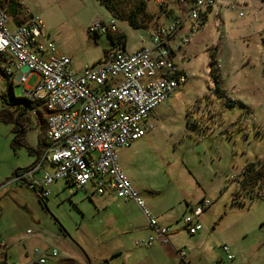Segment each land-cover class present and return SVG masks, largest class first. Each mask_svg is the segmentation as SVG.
I'll use <instances>...</instances> for the list:
<instances>
[{
  "label": "rangeland",
  "instance_id": "obj_1",
  "mask_svg": "<svg viewBox=\"0 0 264 264\" xmlns=\"http://www.w3.org/2000/svg\"><path fill=\"white\" fill-rule=\"evenodd\" d=\"M138 1L120 0L121 13L128 15ZM157 1L144 0L146 16L138 22L146 29L117 20L124 52L136 51L143 32L166 23ZM163 1L171 12L182 13L176 0ZM243 1L225 0L206 13L204 25L175 58L185 82L153 110L148 120L153 127L126 153L131 160L118 159L146 206L160 209L162 216L182 219L201 198L211 202L198 218L201 236L188 234L180 220L172 224L179 231L170 241L186 251L189 264H264V181L251 191L252 197L241 191V203H232L245 167L264 170V0ZM7 3L0 0L4 8ZM19 3L21 14L25 8L39 16L43 40L70 60L74 73L98 65L105 52L117 47L116 38L88 31L95 21L111 20L98 0ZM7 60L0 55V238L6 242L0 260L6 255L9 264L25 263L33 250H56L57 257L48 264H137L141 256H149L156 245H137L141 237L119 232L123 224L117 211L124 207L103 208L93 186L76 190L56 181L41 198L25 182L13 181L43 149L47 114L42 109L18 113L12 105L22 89L3 73ZM34 82L36 77L29 85ZM42 171L35 177L40 179ZM128 212L138 223L144 218L138 207ZM109 217L117 223L109 224ZM223 246L233 260H227ZM167 264L184 263L178 258Z\"/></svg>",
  "mask_w": 264,
  "mask_h": 264
},
{
  "label": "built area",
  "instance_id": "obj_2",
  "mask_svg": "<svg viewBox=\"0 0 264 264\" xmlns=\"http://www.w3.org/2000/svg\"><path fill=\"white\" fill-rule=\"evenodd\" d=\"M176 1L182 13L171 12L163 0L157 1L167 21L143 32L136 51L126 53L116 48L107 52L98 65H85L81 73H74L70 60L43 40L38 15L24 8L23 14L11 16L0 5V55L8 56L3 73L21 87V97L41 104L47 114L43 149L32 166L14 174L13 181L25 182L41 198L49 195L51 184L63 180L76 190L91 185L97 196L113 194L132 202L155 233L139 243L145 247L156 240L168 242L171 230L151 214L118 164L117 151L130 147L153 127L148 121L153 110L185 82L176 56L204 25L206 13L225 2ZM230 7L236 9L234 4ZM88 30L105 35L118 32L113 18L108 23L95 21ZM146 38L149 44H145ZM32 77L36 82L30 86ZM40 170L38 179L35 174ZM210 205L204 199L191 208V215L181 219L188 234L195 235L202 229L198 218ZM5 246L0 238V251ZM222 251L227 260L233 259L226 246ZM31 256L27 262L15 264H48V258H56L57 251L41 254L33 250ZM177 256L184 260L185 252L179 250ZM0 264L9 263L0 260Z\"/></svg>",
  "mask_w": 264,
  "mask_h": 264
},
{
  "label": "crops",
  "instance_id": "obj_3",
  "mask_svg": "<svg viewBox=\"0 0 264 264\" xmlns=\"http://www.w3.org/2000/svg\"><path fill=\"white\" fill-rule=\"evenodd\" d=\"M243 1V0H242ZM244 2V1H243ZM141 46V45H140ZM153 114V112H152ZM44 129H45V122H44ZM140 140V139H139ZM138 141V140H137ZM136 141V142H137ZM135 143V142H134ZM133 143V144H134ZM132 144V145H133ZM132 145L128 148L125 149H119L117 151L118 153V159L120 157V159H124V163L128 162L131 160V155L130 154H126L127 152H129V149L132 147ZM40 150V149H39ZM38 150V151H39ZM40 152V151H39ZM39 152H36V159L37 156L39 154ZM121 159V161H122ZM123 171V170H122ZM124 172V171H123ZM125 173V172H124ZM127 176V175H126ZM129 179V178H128ZM130 180V179H129ZM131 182V181H130ZM133 185V184H132ZM135 189V188H134ZM137 191V190H136ZM138 192V191H137ZM205 198H201L198 202H201L202 200H204ZM118 201L121 202V204H117ZM145 202V201H144ZM97 203L99 205H101L103 208H108V207H112L115 206L116 210H122V212L117 211V214L119 216L120 219H118L119 221L122 222L123 227L121 229V227L117 228L118 231L120 232L121 230H125V231H131L132 235H138L139 237H141L136 244L140 245L139 243L141 241L146 240L147 238H149L150 236H154L155 233L154 231L148 226L147 221L144 220V218L142 216H140L141 218V223H138L128 212V210L135 208L137 209V206L132 203V202H122V200L116 198L113 194H108L106 197L104 196H99ZM124 203V204H123ZM129 204H132L131 206H129ZM146 204V203H145ZM193 206L189 207V210H191ZM149 210L151 212V214L157 219V221L164 226H169L170 230H171V234L169 236V241L166 243H161L160 241L156 240L155 241V245L156 248L160 250V252H157V249L154 250L153 252H151V254L149 256L145 255L144 257L141 256L139 260V262H137V264H143V263H152L155 262L157 264H167L176 261L179 257H177V251L182 250L185 252V258L184 260H180L182 263L184 264H189V261L187 259V254L186 251L183 249H176L175 247H173L170 239L172 237H174L177 233H178V229L173 228L172 224L176 221H181V219H177V218H172L170 215L165 216L166 213H164V215L162 216V211L160 209L155 208V206H149ZM203 215V213H202ZM108 223L110 224H116L117 223V219L114 217H109L108 219ZM122 232V231H121ZM198 234L201 236V233L198 232ZM153 244V245H154ZM141 246V245H140ZM150 247V246H149ZM117 254V253H116ZM51 259L54 258H49L48 261H50ZM3 260L6 261V255H4ZM159 260L162 262L160 263ZM28 261V260H27ZM26 261V262H27ZM51 262V261H50ZM49 263V262H48ZM54 263V262H53Z\"/></svg>",
  "mask_w": 264,
  "mask_h": 264
},
{
  "label": "trees",
  "instance_id": "obj_4",
  "mask_svg": "<svg viewBox=\"0 0 264 264\" xmlns=\"http://www.w3.org/2000/svg\"><path fill=\"white\" fill-rule=\"evenodd\" d=\"M7 8L6 11L9 15L13 16L20 12L19 7L20 3L19 0H7ZM104 8L109 12L111 15V18L117 20H125L129 24V26L135 28V29H146L147 27L145 25H141L138 21L140 17L146 16L145 12V2L144 0H139L134 8L130 10L128 15H123L121 13L120 9V0H98ZM21 8V7H20ZM89 31V30H88ZM110 38L114 39L116 38V48L120 49L121 51L125 50V38L122 35H108ZM115 48V49H116ZM107 52H105V55ZM101 62V61H100ZM10 84V89H11ZM12 105L16 106V108L19 110L18 113L23 112L25 114L29 109L34 111L35 113H38L37 111L41 109V104L34 103L26 100L23 97L20 98H14L11 99ZM33 113V112H32ZM45 122V121H44ZM264 181V170L262 169H256L252 164H249L245 167L243 177L239 181V192H236L233 194L232 203L233 204H240V197H241V191H247L246 193L249 194L251 197L253 194L251 191L254 189L255 186L262 184ZM263 196V195H262ZM40 198V197H39ZM264 199V196H263ZM41 200V198H40ZM233 260V259H232ZM4 263V262H3Z\"/></svg>",
  "mask_w": 264,
  "mask_h": 264
},
{
  "label": "water",
  "instance_id": "obj_5",
  "mask_svg": "<svg viewBox=\"0 0 264 264\" xmlns=\"http://www.w3.org/2000/svg\"><path fill=\"white\" fill-rule=\"evenodd\" d=\"M105 264H107V262H105Z\"/></svg>",
  "mask_w": 264,
  "mask_h": 264
}]
</instances>
